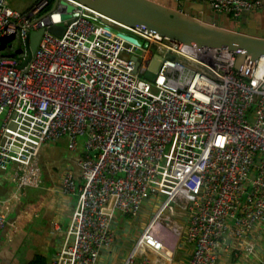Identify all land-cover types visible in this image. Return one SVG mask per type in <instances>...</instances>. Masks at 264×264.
I'll return each mask as SVG.
<instances>
[{"label":"built area","instance_id":"obj_1","mask_svg":"<svg viewBox=\"0 0 264 264\" xmlns=\"http://www.w3.org/2000/svg\"><path fill=\"white\" fill-rule=\"evenodd\" d=\"M58 1L77 13L61 36L45 30L25 68L23 48L16 57L0 53V169L14 165L19 188L38 186L42 143L66 138L70 151L83 148L80 182L64 173L62 189L76 202L52 264H96L115 241V212L136 215L162 193L122 264H134L143 248L166 253L175 203L185 208L180 234L192 245L184 264H217L231 239L252 253L249 239L264 226V58L236 70L233 51L182 44ZM206 1L233 23L264 8L263 0ZM47 4L24 12L0 0V49L45 27L57 14ZM150 52V61L160 58L153 82L142 76ZM134 56L142 60L136 72ZM5 223L0 210V231Z\"/></svg>","mask_w":264,"mask_h":264},{"label":"crops","instance_id":"obj_2","mask_svg":"<svg viewBox=\"0 0 264 264\" xmlns=\"http://www.w3.org/2000/svg\"><path fill=\"white\" fill-rule=\"evenodd\" d=\"M24 1V2H23ZM9 0V4L20 11L28 12L38 0ZM168 7H177L179 0H155ZM206 2V1H205ZM184 11L199 13L207 21H226L225 14L212 12L202 2L184 1ZM242 13L236 23L228 20L231 28L264 36V10ZM82 145L70 151L66 138L42 143L37 154L41 169L38 186L19 188L14 178V165L7 170L0 169V210L6 215V223L0 231V264H30L40 257L43 264H52L57 251L64 241L67 228L75 207L76 194L64 193L62 181L64 173L70 171L76 183L80 182L79 160ZM165 194L144 203L136 215H122L116 211L112 220L115 241L105 247L96 264H122L144 225L149 220L153 208L164 199ZM175 211L167 223L166 253L143 248L134 264H141L142 257L148 264H184L188 261L192 245L184 241L180 234L186 225L185 208L174 204ZM55 225L59 229H55ZM179 232V235L175 234ZM249 240L255 244L252 253L239 249L238 241L231 239L232 248L220 255L217 264H253L264 256V226Z\"/></svg>","mask_w":264,"mask_h":264},{"label":"water","instance_id":"obj_3","mask_svg":"<svg viewBox=\"0 0 264 264\" xmlns=\"http://www.w3.org/2000/svg\"><path fill=\"white\" fill-rule=\"evenodd\" d=\"M77 1L121 24L139 28L151 34L159 35L160 37H165L186 45L215 47L218 49L225 48L233 51L236 56V70H240L246 60L254 62L259 58H264V36L231 28L228 23V14L224 15L226 21L223 20V23L219 24L217 19L210 22L204 19L199 13L185 12L184 1L186 0H176L179 2V5L175 8L168 7L155 0ZM192 1L202 2L209 7L208 10L214 12L206 0ZM56 7L57 14L47 16L43 19L45 27H40L28 33L23 43L25 58L21 64V68H25L30 62L45 30L55 36H61L67 25L77 15L74 12L75 7L65 1L55 0L51 11H54ZM245 12H250L255 16L259 14L256 10L243 11L242 13L244 14ZM104 23L108 24L106 19H104ZM117 34L128 42L137 46L141 45V41L131 34L122 31L117 32ZM151 54L152 52L148 54L149 61H145L148 67L142 76L147 81L153 82L159 69L160 58H154L150 61ZM165 58L172 60L174 56L167 54ZM132 60L135 63L134 72H136L142 60L137 56L132 57Z\"/></svg>","mask_w":264,"mask_h":264},{"label":"trees","instance_id":"obj_4","mask_svg":"<svg viewBox=\"0 0 264 264\" xmlns=\"http://www.w3.org/2000/svg\"><path fill=\"white\" fill-rule=\"evenodd\" d=\"M53 2H54V0H48V4L45 7V12L51 8ZM10 45H11V47L9 49H6L4 46H1L0 53L10 54L13 57L14 56L16 57L19 54H21V52H22L21 48H23V44L20 41L16 45H12V44H10ZM30 264H43V260L40 257H38V258L34 259Z\"/></svg>","mask_w":264,"mask_h":264},{"label":"rangeland","instance_id":"obj_5","mask_svg":"<svg viewBox=\"0 0 264 264\" xmlns=\"http://www.w3.org/2000/svg\"><path fill=\"white\" fill-rule=\"evenodd\" d=\"M30 0H26L25 1V3H27V2H29ZM24 2V1H23ZM12 43V45H16V44H18L19 43V41H17V40H13V39H11L10 40ZM5 116V114H3V116L2 117H0V125H1V122H2V119H3V117ZM166 166V165H165Z\"/></svg>","mask_w":264,"mask_h":264},{"label":"bare ground","instance_id":"obj_6","mask_svg":"<svg viewBox=\"0 0 264 264\" xmlns=\"http://www.w3.org/2000/svg\"><path fill=\"white\" fill-rule=\"evenodd\" d=\"M264 61V60H263Z\"/></svg>","mask_w":264,"mask_h":264}]
</instances>
